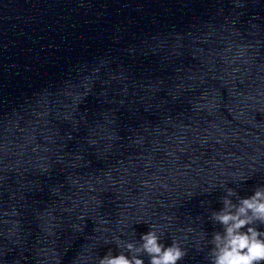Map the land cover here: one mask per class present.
Returning a JSON list of instances; mask_svg holds the SVG:
<instances>
[{
  "label": "clouds",
  "instance_id": "1",
  "mask_svg": "<svg viewBox=\"0 0 264 264\" xmlns=\"http://www.w3.org/2000/svg\"><path fill=\"white\" fill-rule=\"evenodd\" d=\"M233 196L238 194L229 189L222 200L223 207L212 213L213 221L222 226L223 232L213 234L210 264H264V230L260 228L264 226V186L248 197H238L237 203L230 199ZM149 228L141 234L139 246L123 244L128 254L113 255L109 250L98 264H145L143 255L148 256V264H178L184 259L187 251L180 242L174 240L166 246L155 226Z\"/></svg>",
  "mask_w": 264,
  "mask_h": 264
}]
</instances>
